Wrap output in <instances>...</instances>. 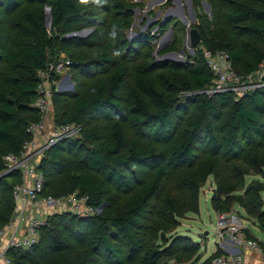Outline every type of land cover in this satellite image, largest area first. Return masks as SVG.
<instances>
[{
    "label": "trees",
    "instance_id": "trees-1",
    "mask_svg": "<svg viewBox=\"0 0 264 264\" xmlns=\"http://www.w3.org/2000/svg\"><path fill=\"white\" fill-rule=\"evenodd\" d=\"M19 0H0V9L10 14L17 9ZM36 4L48 5L51 9V31L66 35L72 29L96 26L98 19H84L75 5H83L87 0H30ZM97 13L103 24L109 12L116 8L99 3ZM15 25L19 31H27L32 40L23 47L2 48L0 42V172L4 170L3 157L8 154L18 155L25 141L30 139L27 128L41 120L40 112L33 107L36 98L38 72L47 69L52 63L48 52L55 51L54 35L44 33V20L36 9H24L19 12ZM227 21L244 33L238 39L233 33L218 39H203L196 47L203 46L211 51L228 52L236 74L247 76L257 71L264 63V0H237L234 8L226 12ZM125 23L111 24L120 33ZM119 29V31H118ZM69 45L84 47L89 39L69 38ZM204 42V44H202ZM125 48H119L120 55L114 57L115 48L106 45L99 55L87 63L70 61L68 67L83 76L103 73L105 80L100 82V90L74 104V113L69 119L60 118L58 125L67 123L80 124L83 117L88 122L113 120L108 128L109 139L86 151L83 162L87 170L97 172L108 163L129 170L131 166L148 165L157 157L166 160V164L157 167L148 183H141L133 196L125 199L121 205L106 208L94 175L82 173L69 177L62 163L54 160L57 156L74 154L75 144L72 139L56 143L48 149L37 170L43 175V195L58 198L73 192L87 195L88 203L100 214L80 218L70 213H56L49 216L46 225L39 228V242L29 250L10 249L7 257L13 264H95L88 245L71 252L65 236L53 235L49 238L42 233L44 228L61 232H72L76 225L92 219L101 220L98 226V241L102 251L110 258L122 264L115 246H112L113 229L125 236L132 253L142 255L150 264L156 258H172L178 264L191 260L199 262V245L187 237H176L167 247L152 249L150 243L155 239L165 240L169 233L178 226V219L186 214H199V191L208 176L215 181L216 189L210 200L211 208L217 212H228L232 205H238L249 218L256 220L258 228L264 232V82L261 87L250 91L238 100L233 94L223 93L203 96L195 100L194 109L188 119V128L181 129L174 139L170 152L156 154L151 146L143 145L136 138H129L124 124L129 120L139 128L152 126V133L158 135L163 129L172 126L171 99L157 90L148 78L153 71L150 63L133 64L130 83L129 67L125 59ZM200 53V59L189 68V83L185 89L201 93L209 88L212 76ZM13 75V76H10ZM53 78H57L56 75ZM124 91L125 101L118 100V93ZM226 117L228 135H219L218 122ZM53 122H56L53 117ZM259 135V141L254 136ZM237 136L250 144H256L257 151L252 156H239L236 148ZM240 160V165L231 163ZM171 168V169H170ZM170 169V170H169ZM172 171V172H171ZM259 175L262 181L253 180L245 186L244 177ZM107 178L114 188L129 189L133 180L128 175L110 171ZM18 172L0 176V229L6 226L14 210L12 187L21 183ZM105 207V208H104ZM247 235L255 240L248 230ZM73 235V233H71ZM257 241V240H256ZM262 245L263 255L264 246ZM54 251L64 252V258L53 257ZM222 251L217 249L209 258L199 264H212Z\"/></svg>",
    "mask_w": 264,
    "mask_h": 264
},
{
    "label": "rangeland",
    "instance_id": "rangeland-1",
    "mask_svg": "<svg viewBox=\"0 0 264 264\" xmlns=\"http://www.w3.org/2000/svg\"><path fill=\"white\" fill-rule=\"evenodd\" d=\"M237 0H87L83 5H75L79 10V15L84 18L98 19L96 26L72 29L66 35L51 31V9L45 4H36L30 0L17 1V9L12 10L10 14L4 13L0 9V42L2 48L23 47L32 40V36L27 31H19V26L15 25L19 19V12L24 9H36L42 14L44 20V33L54 35L55 51L48 52V59L54 60L57 65L62 61H79L87 63L97 57L100 51L110 45L115 48L114 57L121 54L119 48L124 45L125 59L129 67L128 75L130 83L132 82L131 66L135 63L145 62L153 66V71L148 78L154 84L159 92L166 98L171 99L172 126L163 129L158 135L152 133V126L146 125L141 128L127 121L124 124L126 134L129 138L138 139L143 145L151 146L156 154L163 151L169 153L174 139L180 134L181 129L188 128L187 122L194 109V103L197 99L200 101L205 93H197L185 89L189 83V68L200 59V49L203 46L196 47L194 50L189 46V29L196 28L203 39H220L230 34L236 33L238 39L244 38L241 30L233 27L225 16L234 8ZM116 3V8L109 12L106 19L107 24H103L100 14L97 13V5L103 3L111 5ZM171 13L169 20L164 21L165 14ZM124 22L125 26L120 33L117 29L111 27V24ZM164 21V22H163ZM119 31V29H118ZM209 38H206V36ZM85 38L90 43L84 47H74L69 45V38ZM200 41V43H201ZM204 44V42L202 43ZM205 45V44H204ZM4 62L0 60V68H3ZM55 75L56 87L52 91L51 113L49 120L53 119L56 126L59 119L70 118L74 113V104L79 100L96 94L100 90L101 80H105L103 73H94L92 76H83L73 68L59 66ZM239 75V74H238ZM13 76V75H10ZM242 76V75H239ZM0 76V84H1ZM251 90L249 89L248 92ZM126 94L122 90L118 93V100L125 101ZM224 116L218 122L219 135H228L229 127ZM113 120H99L97 122H88L87 117L80 121L77 132L70 139L75 146L74 154L68 156H57L54 158L58 163H62L69 177H74L82 173H91L95 176L97 185L102 189L103 204L108 208L110 205H121L125 199L130 198L139 190L141 183H148L151 180L153 171L166 164L165 159L156 158L155 162L142 166H131L129 170L108 163L101 170L94 172L87 170L83 155L86 151L93 149L99 143L107 142L109 139L108 128L112 125ZM50 126V127H49ZM49 125H46L45 135L49 136L52 132ZM259 135L254 136V140L259 141ZM46 142L43 140L41 144ZM256 144H250L245 139L237 136L236 148L239 150V156H252L256 150ZM53 147V146H51ZM49 147L48 149H50ZM47 149V150H48ZM244 159V158H243ZM231 163L240 165V160H233ZM171 169V168H170ZM169 169V170H170ZM110 171H117L122 175H128L133 180V186L129 189L124 187L121 190L114 188L111 181L107 178ZM172 172V171H171ZM3 172H0V175ZM262 181L259 175H247L244 177L245 186L250 181ZM216 189L215 181L208 176L199 191V214H186L178 219L176 226L169 233H165V240L155 239L150 243L152 249L167 247L172 240L178 236L187 237L199 245V262L208 258L215 249L218 248L219 242L214 236L217 229V212L211 208L210 200L213 191ZM84 196H87L86 194ZM264 203V192L261 193ZM105 208V207H104ZM240 209L238 205H232L230 211ZM101 210H99L100 214ZM229 212V211H228ZM238 213V212H237ZM240 217L243 215L238 213ZM242 219V217H241ZM247 219V218H246ZM253 219V218H252ZM245 220V218H244ZM252 222V220H251ZM101 220L94 221L88 219L86 222L76 225L72 232H59L52 230L50 227L44 228L42 233L49 240L53 235L65 236L69 240L67 246L71 252L80 250L83 244L88 245L89 252L94 257L95 264H119L108 254L102 251V246L98 241V226ZM243 224V223H242ZM244 226V224H243ZM245 227V226H244ZM256 228V229H254ZM253 233L264 243V233L257 226H252ZM111 235L112 246H115L116 252L122 261V264H150L142 255L132 253L125 236L113 229L108 231ZM73 233V235H71ZM53 257L57 259L64 258V252L54 251ZM191 260L183 264H199ZM152 264H178L172 258H156Z\"/></svg>",
    "mask_w": 264,
    "mask_h": 264
},
{
    "label": "built area",
    "instance_id": "built-area-1",
    "mask_svg": "<svg viewBox=\"0 0 264 264\" xmlns=\"http://www.w3.org/2000/svg\"><path fill=\"white\" fill-rule=\"evenodd\" d=\"M198 46V45H197ZM196 48V47H195ZM201 57L212 76L209 88L201 93L206 96L230 93L235 100L262 86L264 82V63L255 72L247 76H239L232 67L228 52L224 50L211 51L205 47L200 49ZM69 60L62 61L59 65L52 63L47 69L38 72L39 81L36 86V98L33 103L41 114V120L32 123L27 128L30 139L25 141L18 155L8 154L3 157L4 174L18 172L21 183L12 187L14 200L13 215L17 214L14 221L0 229V264H13L7 257L10 249L29 250L39 242L38 230L46 225L49 216L56 213H70L80 218L92 217L100 209L88 203V196L73 192L62 197L53 198L43 195V175L37 170L40 161L51 146L70 137L79 131L76 123L55 125L53 119L48 120L51 113L52 91L56 87L53 76L59 66L68 68ZM51 121V133L45 135L46 125ZM79 126V127H78ZM50 127V126H49ZM45 140L46 142H42ZM1 173V175L3 174ZM0 175V176H1ZM12 215V216H13ZM218 223L215 238L219 246L226 250L228 255L221 254L212 264H248L242 252L245 248L261 252L258 241L250 238L242 219L236 211L217 213ZM232 250L238 253L230 254Z\"/></svg>",
    "mask_w": 264,
    "mask_h": 264
},
{
    "label": "crops",
    "instance_id": "crops-1",
    "mask_svg": "<svg viewBox=\"0 0 264 264\" xmlns=\"http://www.w3.org/2000/svg\"><path fill=\"white\" fill-rule=\"evenodd\" d=\"M237 212L238 213L240 212L241 214L243 213V215L241 216L242 217V223L244 224L246 230H248L249 233L253 237H255V240L259 241L264 246L263 241L259 237H256L255 234L253 233V230H252V226H257L258 227V224H257L256 220H254L252 218H249L245 214V211L242 208L237 209ZM244 218H245V220H244ZM251 220H252V222H251ZM254 229H256V228H254ZM213 234H215V231H214ZM0 245H1V242H0ZM259 247H260L261 252H258V251H255V250L249 249V248H245V250L242 252L243 257H244V260L248 264H264V255H263L262 245L261 246L259 245ZM217 249H220L222 251V254H224V255H228L229 254V253L226 252V250L222 249V246H219L218 245V248ZM217 249H215V251L210 256H212L216 252ZM235 253H238V251L232 250V252L230 254H235ZM205 259H207V258H204V260Z\"/></svg>",
    "mask_w": 264,
    "mask_h": 264
},
{
    "label": "water",
    "instance_id": "water-1",
    "mask_svg": "<svg viewBox=\"0 0 264 264\" xmlns=\"http://www.w3.org/2000/svg\"><path fill=\"white\" fill-rule=\"evenodd\" d=\"M170 17H171V13H167L164 15L163 20L167 21L170 19ZM200 41H201V37L198 30L196 28L189 29V46H191V48L194 50V48L200 43ZM5 175L6 174L3 173L1 176H5ZM16 215L17 214L15 213V215L11 217L10 219L11 222L14 221Z\"/></svg>",
    "mask_w": 264,
    "mask_h": 264
}]
</instances>
